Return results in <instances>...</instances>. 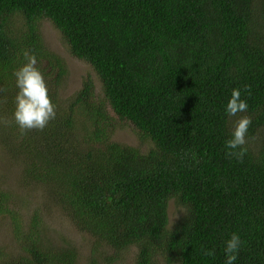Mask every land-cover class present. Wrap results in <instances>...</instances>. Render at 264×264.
<instances>
[{
    "label": "trees",
    "instance_id": "1",
    "mask_svg": "<svg viewBox=\"0 0 264 264\" xmlns=\"http://www.w3.org/2000/svg\"><path fill=\"white\" fill-rule=\"evenodd\" d=\"M42 20L98 78L82 76L69 100L60 87L70 68ZM25 50L57 115L21 135L14 72ZM0 87V149L49 201L21 222L0 188L17 237L0 264L77 263L79 249L46 224L53 206L94 239L89 264H114L130 247L132 264H226L233 233L234 264H264V0H0ZM234 88L248 110L230 117ZM241 116L251 117L243 162L225 146ZM121 125L146 148L113 139ZM171 202L182 209L172 221Z\"/></svg>",
    "mask_w": 264,
    "mask_h": 264
},
{
    "label": "rangeland",
    "instance_id": "2",
    "mask_svg": "<svg viewBox=\"0 0 264 264\" xmlns=\"http://www.w3.org/2000/svg\"><path fill=\"white\" fill-rule=\"evenodd\" d=\"M40 29L42 37L46 45L52 50L57 51L63 55L70 68L67 81L60 87L61 95L64 99L69 100L73 98L76 93L81 89L83 84V77L91 75L97 80V76L92 72V68L82 60H78L70 55L68 52L60 31L48 20L40 22ZM96 82V81H95ZM96 86L100 89L99 81ZM113 139L118 142L126 143L134 146H139L142 149L146 148V144L141 141L136 132L130 125L119 126L114 134ZM20 165L9 159V155L0 149V188L4 190L12 199L13 209L17 210L19 215H16L18 221H28L33 208L36 204H48V193L40 189L36 184L28 183L25 177L18 169ZM179 205V204H178ZM170 203L169 215L170 220L178 218L182 214L180 206ZM46 213L50 216L46 220V224L61 238L65 239L69 244L76 246L80 251V257L76 264H89L88 259L91 255L94 239L89 238L82 232L77 231L69 221L66 214H57V208H44ZM45 213V215H46ZM23 232L26 231V225H22ZM14 229L10 227L9 219L7 216L0 215V250L4 254H16L17 249L14 245L17 237L13 233ZM50 232V230L48 229ZM102 250V249H101ZM137 255V248L130 247L124 251L120 259L114 264H132ZM100 264V263H98Z\"/></svg>",
    "mask_w": 264,
    "mask_h": 264
},
{
    "label": "clouds",
    "instance_id": "3",
    "mask_svg": "<svg viewBox=\"0 0 264 264\" xmlns=\"http://www.w3.org/2000/svg\"><path fill=\"white\" fill-rule=\"evenodd\" d=\"M25 63L15 72L16 86L19 89L15 96V110L13 112V121L18 126L21 135L29 130H43L51 120L57 115V106L53 102L43 73L36 66L37 58L35 54H30L27 50L23 53ZM5 91L0 87V93ZM241 90L234 88L231 92L225 111L228 116L234 117L248 110L247 100L241 98ZM7 124L9 121L4 120ZM251 125V117L241 116L235 122L231 138L226 140V155L243 162L247 154L248 129ZM241 237L233 233L225 242L224 251L226 254V264H234L237 254L241 248ZM206 256L214 255L212 250L204 252Z\"/></svg>",
    "mask_w": 264,
    "mask_h": 264
}]
</instances>
